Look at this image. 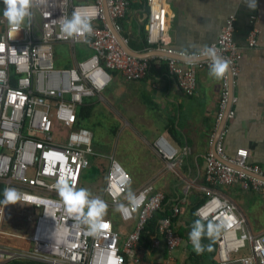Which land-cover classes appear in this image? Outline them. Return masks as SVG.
Returning <instances> with one entry per match:
<instances>
[{
    "label": "built area",
    "instance_id": "2783aa9c",
    "mask_svg": "<svg viewBox=\"0 0 264 264\" xmlns=\"http://www.w3.org/2000/svg\"><path fill=\"white\" fill-rule=\"evenodd\" d=\"M107 5L112 25L121 34L119 20L129 9V2L107 0ZM145 5L149 47L144 52L160 51L200 60H176L163 56L141 59L129 55L118 45L106 25L102 0H36L31 9V22L26 21L20 31L11 33L3 16V0H0V25L6 27L0 34V182L5 188L14 187L27 193L31 197L29 205L40 209L34 232L29 236L2 228L5 206L1 204L0 234L28 241L30 248L0 244V263L21 258L47 264H125L136 253L146 221L154 212L163 210L165 195L151 184L127 196L131 175L112 159L104 198L101 199L107 207L118 210L123 223L136 222L124 240L120 239L114 222L106 217L102 218L104 227L92 234L87 225L67 213L58 191L60 180L80 188L83 174L91 164L90 156L94 155L92 134L85 129H76L69 133L68 144L56 143L53 139L57 124L64 128L73 127L76 108L84 99L97 97L108 87L112 80L109 71L112 70L120 72L128 82H137L147 78L153 69L166 68L186 94H194L197 67L210 66L211 61L200 55L202 49L198 53L186 54L170 48L168 0H145ZM74 11L92 18L94 31L91 36L67 38L61 31L59 19L71 17ZM234 23L232 15L218 39L208 47H213L219 56L230 62L235 81L240 72L241 50L234 40ZM257 35V29L251 32L250 47L256 46ZM122 38L127 44V39ZM77 43L84 45L90 56L78 60L73 52V67H57V45ZM181 61L187 64L186 68L179 65ZM229 87L228 74L222 80L218 128L229 104ZM234 115L231 111L229 119ZM217 135V132L212 134L211 141L215 142ZM158 146L164 158H174L175 152L166 140L161 138ZM248 158L249 151L244 149L229 158L221 141L206 157V179L212 188L208 199L196 212L203 220L226 225L218 240V264H264V231L252 235L236 204L215 188L240 182L245 189L258 192L264 198V180L248 171L263 173L259 166L250 165ZM179 214L180 209L175 207L172 216L161 221L159 237L153 240V248L161 241L170 254L179 248L182 238L173 222ZM247 248H250L249 254L236 255Z\"/></svg>",
    "mask_w": 264,
    "mask_h": 264
},
{
    "label": "crops",
    "instance_id": "0c3cea01",
    "mask_svg": "<svg viewBox=\"0 0 264 264\" xmlns=\"http://www.w3.org/2000/svg\"><path fill=\"white\" fill-rule=\"evenodd\" d=\"M131 4L123 17L126 32L135 44H144L139 24L145 23L146 32L148 17L145 1L131 0ZM168 7L170 48L186 54L198 53L215 42L227 19L232 15L235 17L234 40L241 50L240 72L233 85L232 111L235 115L229 119L220 141L229 158H234L239 150H248V163L259 166L264 174V0H255L254 8L248 6V0H168ZM255 29L258 30L257 44L250 47L249 36ZM5 30L6 27L0 25V34ZM59 46L67 49L70 59L68 66L61 67L74 66L73 52L78 60L90 56L89 50L81 43ZM144 51L146 48L139 52ZM179 65L187 67L184 61ZM155 71L137 82H128L120 72L109 71L112 80L108 87L97 97L84 99L83 104L76 108L75 125L63 128L61 133L85 129L92 134L94 155L90 156L91 164L83 174L80 188H84L85 183H95L93 187L96 189L91 193L100 190V199L104 198L111 160L114 159L131 175L127 196L151 184L165 195L163 210L172 213L175 207L180 209V214L174 218L177 234L182 238L179 248L170 254L163 241L148 251L136 247L134 257L128 258L125 264H190L192 260L194 264L197 261L210 264L212 258L218 264L220 235L215 240L202 242L205 246L211 245V248L216 246L215 255L204 251L196 257L192 255L189 233L193 222L201 219L196 210L208 199L212 188L206 179V157L211 150L215 151L216 140L211 141V138L219 129L217 114L223 79L211 77L209 66H198L196 90L188 95L166 68ZM81 107L88 108L89 112L78 123L76 114ZM84 121L92 129L101 131L104 138L101 144L93 143L92 130L82 127ZM59 129L57 124L55 132ZM161 138L174 150L173 159L168 160L160 153L158 142ZM98 166H102V172L99 170L97 176L93 168ZM0 184L4 190L5 185ZM215 188L236 204L239 213L246 218L252 235L264 231V198L260 193L245 189L240 182ZM111 208L110 216L103 217L111 219L115 225L111 213H118V210ZM202 221L207 224L211 220ZM36 222L37 219L27 235L33 234ZM116 222L120 239L124 240L136 220L123 223L117 217ZM12 239L23 245L18 247L30 248V242L19 237ZM249 253L250 248H247L236 255Z\"/></svg>",
    "mask_w": 264,
    "mask_h": 264
},
{
    "label": "clouds",
    "instance_id": "9594fccd",
    "mask_svg": "<svg viewBox=\"0 0 264 264\" xmlns=\"http://www.w3.org/2000/svg\"><path fill=\"white\" fill-rule=\"evenodd\" d=\"M36 0H3V16L8 21L10 33L21 30V25L32 19V7ZM250 8L255 7V0H248ZM60 29L67 38L87 37L93 34L92 18L74 11L71 17L62 16ZM200 55L207 57L210 63L209 75L217 80L224 79L230 72V62L218 55L213 47H205ZM58 191L66 211L73 215L78 222L88 226L92 234H97L103 227V216L107 213V204L100 198H93L92 194L85 188H75L71 183L64 180L58 182ZM134 202V200H133ZM31 203V197L14 187H7L3 190V199L0 204ZM122 210V209H121ZM199 215V213H197ZM226 225L223 222L205 224L202 219L193 222L189 233V240L193 250L202 254L205 250L211 251V245L205 246L204 238L215 240Z\"/></svg>",
    "mask_w": 264,
    "mask_h": 264
},
{
    "label": "trees",
    "instance_id": "16d2710c",
    "mask_svg": "<svg viewBox=\"0 0 264 264\" xmlns=\"http://www.w3.org/2000/svg\"><path fill=\"white\" fill-rule=\"evenodd\" d=\"M127 1L129 2V7L132 6L131 0H127ZM144 1L145 0H142V2H144ZM146 12H147V8H146ZM119 24L121 27V34L128 40V45H130L131 48H133L136 51H142L144 48L147 49L149 47V45L146 41V35H145L146 32H145V25H144L145 23L139 24V28H141L140 37H141L144 44H138V43L135 44L133 41H131V39L129 38V35L126 32V26H125V22H124L123 18L119 20ZM57 47H58V45H57ZM68 63H69V61L66 60L65 66H68L69 65ZM155 72H156L155 69H153L152 73H155ZM88 112H89L88 108H85V107L80 108V110L76 114L77 120H79L78 123H80V121L83 117L88 116ZM93 169H94V171L97 172V176L99 175V173H98L99 170H100V172H102L101 171L102 166H100V167L98 166V167H95ZM2 192H3V186L0 184V200L2 199ZM196 207L193 208L194 213H195ZM38 212H39V208L36 206H33V205H29V204H25V203L9 204V205H7L6 210L4 211L2 221H1V226L3 229H6L9 232H13V233H17V234H24V233L30 234L31 228L37 219ZM169 216L170 217L172 216V213L169 210H160V211H156L152 214V216L144 224V227L140 233V241L137 245V249L142 250V251H148V250L153 249V240L155 238L159 237L160 223L163 219H165ZM111 217L115 221V226L118 227V223L116 222V218L118 217V219H119L118 213H116V212L111 213ZM174 220L175 219L173 218V222H174ZM0 237L2 238V239L0 238V243H4V244L15 246V247L23 246L21 243H16V241L14 239H12L11 236H9V238H8L5 235H0ZM207 240H208L207 238L203 239V241H206V242H207ZM215 247L216 246L212 247L211 248L212 250L209 251L212 256L215 255V252H216ZM191 250H192V255L197 254L193 250V247H191ZM205 251L208 252V250H205ZM196 257H197V255H196ZM0 264H47V263L37 261V260H33V259L16 258V259H13L10 261L2 262ZM190 264H194V261L192 260V262H190ZM195 264H204V263L197 261ZM210 264H215V260H213V258L211 259Z\"/></svg>",
    "mask_w": 264,
    "mask_h": 264
},
{
    "label": "water",
    "instance_id": "95a60500",
    "mask_svg": "<svg viewBox=\"0 0 264 264\" xmlns=\"http://www.w3.org/2000/svg\"><path fill=\"white\" fill-rule=\"evenodd\" d=\"M103 2V7H104V15H105V19H106V22H107V27L108 29L110 30V32L112 33V35L114 36V38L116 39L118 45L123 49V51H125L126 53H128L129 55L131 56H134L136 58H141V59H146V58H150V57H153V56H163V57H168V58H173V59H180V60H187V61H198L200 60V58H191V57H188V56H182V55H177V54H169V53H165V52H160V51H153V52H139V51H136L134 49H132L128 44H126L122 38V35L120 33H118L113 25H112V20H111V17H110V14H109V10H108V5H107V0H102ZM229 82H230V87H229V104H228V107L226 109V112H225V115H224V118L223 120L221 121V124L219 126V129H218V135H217V138H216V142L215 144L217 145V142L220 141V139L222 138L223 134H224V131H225V128L227 126V123L229 121V117H228V114L232 111V104H233V100H234V95H233V85H234V79L231 75V71L229 72ZM216 145H215V148H216ZM228 165L236 168V169H241V167L229 162V161H225ZM242 170V169H241ZM249 174L251 175H254L260 179H263L264 180V174H255V173H252V172H249Z\"/></svg>",
    "mask_w": 264,
    "mask_h": 264
},
{
    "label": "rangeland",
    "instance_id": "374dc122",
    "mask_svg": "<svg viewBox=\"0 0 264 264\" xmlns=\"http://www.w3.org/2000/svg\"><path fill=\"white\" fill-rule=\"evenodd\" d=\"M56 54H57V58L55 60L56 61V64L57 65L59 64L60 67H61V65L62 66H65V61L68 60V58H69L67 49L64 46H60L58 48V50L56 48ZM82 127L83 128H86V129H89V130H92V133H93V143L94 144H96V143H100L101 144L104 141L103 140L104 139L103 138V135H102V133H101V131L99 129H96V128L92 129L90 127V125L86 121L83 122ZM63 128L64 127L60 125V129L56 131L58 133L55 132L59 136L55 135V133L53 134L54 141L55 142L58 141L59 143L62 142V143L68 144L69 143V137H70V134H69L70 133V130H67V132H65V133H61L62 130H63ZM85 185L86 186H84V188L87 189L90 193H91V191H94L96 189L95 187H93V186H95V183L93 185H91L90 183H85ZM100 194H101V191L98 190L95 193L93 192L92 196H93V198H97V197L100 198ZM111 209H113V208H111L109 206L107 207V213H106V216L107 217L110 216L109 213L111 212L110 211Z\"/></svg>",
    "mask_w": 264,
    "mask_h": 264
}]
</instances>
